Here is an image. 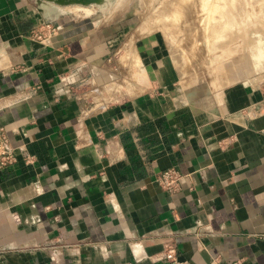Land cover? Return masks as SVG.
<instances>
[{"label": "crops", "instance_id": "obj_1", "mask_svg": "<svg viewBox=\"0 0 264 264\" xmlns=\"http://www.w3.org/2000/svg\"><path fill=\"white\" fill-rule=\"evenodd\" d=\"M93 3L0 0V127L16 155L0 169V264H171L166 244L183 264H264L262 84L189 98L145 33V89L109 101L138 19L78 12ZM171 167L166 191L155 178Z\"/></svg>", "mask_w": 264, "mask_h": 264}, {"label": "rangeland", "instance_id": "obj_2", "mask_svg": "<svg viewBox=\"0 0 264 264\" xmlns=\"http://www.w3.org/2000/svg\"><path fill=\"white\" fill-rule=\"evenodd\" d=\"M232 2L100 0L88 5L84 12L79 10V13H89L104 9L110 17L133 14L138 19L123 49L115 53L110 62L113 80L106 88L107 99L124 100L145 89L147 74L151 71L142 65L141 55L134 49L136 37L145 33L158 44V48L151 51L158 70L169 66L176 87L189 98L208 95L235 81L253 79L264 87V0H234V9ZM73 3L78 8L86 7ZM257 37L259 58L250 49L252 38Z\"/></svg>", "mask_w": 264, "mask_h": 264}, {"label": "built area", "instance_id": "obj_3", "mask_svg": "<svg viewBox=\"0 0 264 264\" xmlns=\"http://www.w3.org/2000/svg\"><path fill=\"white\" fill-rule=\"evenodd\" d=\"M44 29H38L34 32V36L43 41L46 39V34L53 32L56 27L50 23H47ZM264 94V87H263ZM16 160L15 148L11 145L6 131L3 127H0V169L13 163ZM182 177V173L176 168H167L158 173L155 180L156 183L166 191H174L179 186V180ZM161 258L171 264H183L177 258V251L173 244H166L162 250Z\"/></svg>", "mask_w": 264, "mask_h": 264}, {"label": "bare ground", "instance_id": "obj_4", "mask_svg": "<svg viewBox=\"0 0 264 264\" xmlns=\"http://www.w3.org/2000/svg\"><path fill=\"white\" fill-rule=\"evenodd\" d=\"M233 2H232V8H233V4H234V0H232ZM225 2V1H224ZM228 3V2H227ZM236 3V2H235ZM221 4V3H220ZM226 4V3H225ZM230 5H231V3H229ZM219 5V4H218ZM222 5H224L223 3H222ZM236 5V4H235ZM235 5H234V7H235ZM199 6V5H198ZM217 6V5H216ZM225 6V5H224ZM224 6H219V7H221V8H223ZM218 7V6H217ZM205 8V7H204ZM220 8V9H221ZM227 8V7H226ZM225 8V9H226ZM232 8H230V11H231V9ZM240 8H241V5H240ZM240 8H239V10H240ZM218 9V8H217ZM224 9V10H225ZM234 9V8H233ZM233 9H232V11H233ZM179 10V9H178ZM228 10H229V8H228ZM228 10H225L224 12H226V11H228ZM188 11V10H187ZM218 11V10H217ZM229 11V14L231 15V13L232 12H230ZM247 11V10H246ZM214 12V11H213ZM222 13H223V10H222ZM221 13V16H223V14ZM227 15V14H226ZM220 16V17H221ZM226 17H228V16H226ZM231 17H232V19H233V16L231 15ZM230 18V17H229ZM234 18H236V17H234ZM231 21H235V19H233V20H231ZM232 23V22H231ZM226 25H230V23L228 24V23H226ZM250 49L252 50V52L254 53V56L255 57H257V58H259L260 56H259V54H258V52H259V49H260V40L258 39V37L257 38H252V45H251V47H250ZM143 76V75H142ZM141 75H140V77H142ZM136 77H137V75H136ZM139 77V76H138ZM137 77V78H138ZM145 77V76H144ZM119 91V90H118Z\"/></svg>", "mask_w": 264, "mask_h": 264}, {"label": "water", "instance_id": "obj_5", "mask_svg": "<svg viewBox=\"0 0 264 264\" xmlns=\"http://www.w3.org/2000/svg\"><path fill=\"white\" fill-rule=\"evenodd\" d=\"M68 1H72V2H76V3H81V4H88L91 2H98L100 0H68Z\"/></svg>", "mask_w": 264, "mask_h": 264}]
</instances>
